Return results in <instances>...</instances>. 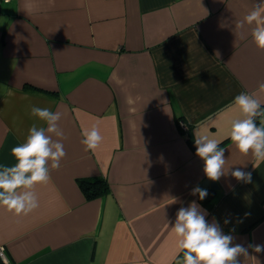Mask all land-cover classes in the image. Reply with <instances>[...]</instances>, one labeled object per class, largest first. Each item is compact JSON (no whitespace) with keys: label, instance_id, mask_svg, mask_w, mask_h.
I'll return each mask as SVG.
<instances>
[{"label":"crops","instance_id":"0c3cea01","mask_svg":"<svg viewBox=\"0 0 264 264\" xmlns=\"http://www.w3.org/2000/svg\"><path fill=\"white\" fill-rule=\"evenodd\" d=\"M258 2L1 3L0 163L14 164L11 147L34 122L43 126L33 105L61 111L67 139L61 167L34 188L39 208L18 217L0 206V264H177L171 226L192 201L248 248L239 264H264V252L248 247L264 245V161L230 139L241 118L235 96L264 83V52L247 24L235 27ZM93 126L103 141L85 151ZM195 133L221 141L229 170L204 201L190 194L207 179L187 141ZM237 168L252 182L232 177ZM96 175L108 189L87 198L77 178Z\"/></svg>","mask_w":264,"mask_h":264},{"label":"clouds","instance_id":"9594fccd","mask_svg":"<svg viewBox=\"0 0 264 264\" xmlns=\"http://www.w3.org/2000/svg\"><path fill=\"white\" fill-rule=\"evenodd\" d=\"M245 24L251 28V36L256 47L264 52V0L258 3L238 21L236 29H243ZM241 40L245 35L235 32ZM264 83L256 92H241L236 95L233 104L239 109L241 118L231 121L230 139L245 156L264 161ZM32 117L43 122V126L33 123L28 130L24 142L11 147V157L15 163L9 165L0 163V206L16 216H27L39 208V199L34 188L36 185H46L51 176V170H58L61 161L66 157L64 144L67 139L59 122L63 113L33 105L30 110ZM259 118V126L256 123ZM56 137L58 139H53ZM81 143L85 151L95 152L103 141L98 127L83 132ZM221 141L209 135L195 133L196 155L204 161V173L208 179L219 181L228 171H225V149L220 147ZM238 182L251 183L252 173L240 168L231 172ZM191 195L199 196L202 201L208 196L206 189L194 187ZM207 211L195 201L187 207H181L176 213V219L171 226L179 238L178 247L183 253L182 261L177 264H239V257L248 256V248L241 244H233V236L225 234L219 222L213 218L210 223ZM229 221L226 219L225 224ZM257 253L264 252V245H249Z\"/></svg>","mask_w":264,"mask_h":264},{"label":"trees","instance_id":"16d2710c","mask_svg":"<svg viewBox=\"0 0 264 264\" xmlns=\"http://www.w3.org/2000/svg\"><path fill=\"white\" fill-rule=\"evenodd\" d=\"M177 120L178 123H180L181 118H178ZM256 123L259 126V123L257 121ZM179 126L181 128L183 127L181 123L179 124ZM187 141L191 149L196 152L195 140L189 134H187ZM77 180L87 198H92L104 194L108 189L107 179L104 176H80L77 178ZM209 190L211 189H207L208 196L204 200H207L211 195V192Z\"/></svg>","mask_w":264,"mask_h":264},{"label":"water","instance_id":"95a60500","mask_svg":"<svg viewBox=\"0 0 264 264\" xmlns=\"http://www.w3.org/2000/svg\"><path fill=\"white\" fill-rule=\"evenodd\" d=\"M203 186L207 189H218L219 185L217 183V181H212L210 179H206L203 183Z\"/></svg>","mask_w":264,"mask_h":264},{"label":"built area","instance_id":"2783aa9c","mask_svg":"<svg viewBox=\"0 0 264 264\" xmlns=\"http://www.w3.org/2000/svg\"><path fill=\"white\" fill-rule=\"evenodd\" d=\"M3 1H5V0H0V8H1V3H2ZM0 256H1L3 259H6V255H5L4 251H3V249H0Z\"/></svg>","mask_w":264,"mask_h":264}]
</instances>
